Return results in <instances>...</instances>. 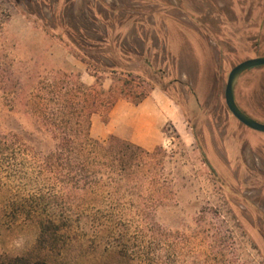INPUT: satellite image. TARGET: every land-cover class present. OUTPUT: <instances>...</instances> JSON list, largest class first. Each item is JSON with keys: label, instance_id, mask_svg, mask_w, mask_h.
Instances as JSON below:
<instances>
[{"label": "rangeland", "instance_id": "rangeland-1", "mask_svg": "<svg viewBox=\"0 0 264 264\" xmlns=\"http://www.w3.org/2000/svg\"><path fill=\"white\" fill-rule=\"evenodd\" d=\"M93 30L158 51L162 71L133 57V76H123L148 91L143 105L120 98L124 106L92 116L91 134L161 147L165 205L154 226L124 221L117 250L98 245L102 228H75L66 244L46 247L37 224L13 222L0 190V263L29 255L47 264H264V132L237 122L225 101L231 69L264 56V0H0V131L19 134L25 152L33 95L64 72L89 85L101 76L105 88L119 76L95 72L72 40L98 38ZM235 95L264 123V66L243 72ZM31 166L26 155L15 168V192L31 190Z\"/></svg>", "mask_w": 264, "mask_h": 264}, {"label": "trees", "instance_id": "trees-1", "mask_svg": "<svg viewBox=\"0 0 264 264\" xmlns=\"http://www.w3.org/2000/svg\"><path fill=\"white\" fill-rule=\"evenodd\" d=\"M93 31L98 38L82 32L72 40L82 57L96 67L95 72L119 75L111 87H104L101 76L89 85L64 72L44 88V96L33 95L27 101L28 118L35 125L27 132L32 143L27 152L19 134L0 131V190L7 195L6 208H11L13 222L39 226L41 246L60 241L66 244L70 238L67 233L75 228L87 232L102 228L109 233L101 236L98 245L103 242L106 250H117L127 240L126 233L117 232L124 221L145 228L154 226L158 210L167 199L166 180L160 176L161 147L150 151L129 139L112 135L102 141L91 134L94 114L108 115L120 98L140 104L148 95L147 90L134 84L136 76L123 79L133 76L124 63L125 55L139 56L141 51L127 48L119 38L113 40ZM146 61L153 67L151 60ZM26 155L32 164L27 169L31 187L27 194L15 192L10 184L18 177L15 168L24 163ZM0 264L47 261L24 255Z\"/></svg>", "mask_w": 264, "mask_h": 264}, {"label": "water", "instance_id": "water-1", "mask_svg": "<svg viewBox=\"0 0 264 264\" xmlns=\"http://www.w3.org/2000/svg\"><path fill=\"white\" fill-rule=\"evenodd\" d=\"M258 66H264V56L248 58L235 65L229 74L225 90V98L229 109L243 124L255 130L264 132V123L246 114L235 100V87L243 72Z\"/></svg>", "mask_w": 264, "mask_h": 264}, {"label": "flooded vegetation", "instance_id": "flooded-vegetation-1", "mask_svg": "<svg viewBox=\"0 0 264 264\" xmlns=\"http://www.w3.org/2000/svg\"><path fill=\"white\" fill-rule=\"evenodd\" d=\"M155 16H158L159 18H161V14L158 12L157 14H155ZM107 27H108V25H107ZM156 31H158V29H155ZM166 34V33H165ZM164 34V35H165ZM145 42H146V40H145ZM137 49V48H136ZM140 51H141V55H139V56H133V55H125V58L126 59H124V63H125V65L126 66H129V64H131L132 63V61H134L133 60V57H135V58H137V59H141L142 61H144V65L146 66V67H148V68H153V69H155L156 71H162V69H160V68H158V64H157V62L155 61L154 62V60H155V57L156 56H158L159 54H158V51L157 52H152V50L149 48V47H147V45L145 46V48H143V49H141V48H138ZM147 58L149 59V60H151L152 61V63H153V67H151L148 63H147ZM135 62V61H134ZM232 70V69H231ZM231 72V71H230ZM230 74V73H229ZM228 78H229V76H228ZM228 82V81H227ZM227 85V84H226ZM235 89H236V87H235ZM225 90H226V88H225ZM235 100H236V102H237V104L239 105V103H238V101H237V99H236V95H235ZM225 101H226V98H225ZM226 105H227V102H226ZM239 107L246 113V114H248L249 116H251V117H253L252 115H250L248 112H246L240 105H239ZM227 108H228V112H229V114L230 115H232V117H234V119L237 121V122H241L233 113H232V111L229 109V107H228V105H227ZM254 118V117H253ZM242 123V122H241ZM243 124V123H242ZM244 125V127L245 128H247L248 130H250V131H252V130H255V129H253V128H250V127H248L247 125H245V124H243ZM256 131H258V130H256ZM211 167H213V165H211Z\"/></svg>", "mask_w": 264, "mask_h": 264}, {"label": "crops", "instance_id": "crops-1", "mask_svg": "<svg viewBox=\"0 0 264 264\" xmlns=\"http://www.w3.org/2000/svg\"><path fill=\"white\" fill-rule=\"evenodd\" d=\"M146 99L143 100V102H141L139 104V107H141L143 105V103L145 102ZM126 103H125V100H120V101H117L116 103V106L115 108L117 107V109L120 107V106H124Z\"/></svg>", "mask_w": 264, "mask_h": 264}]
</instances>
